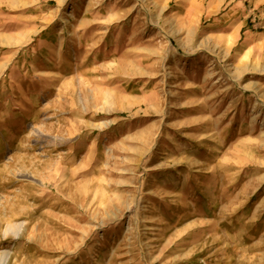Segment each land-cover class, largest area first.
<instances>
[{
  "label": "rangeland",
  "instance_id": "rangeland-1",
  "mask_svg": "<svg viewBox=\"0 0 264 264\" xmlns=\"http://www.w3.org/2000/svg\"><path fill=\"white\" fill-rule=\"evenodd\" d=\"M0 264H264V0H0Z\"/></svg>",
  "mask_w": 264,
  "mask_h": 264
},
{
  "label": "bare ground",
  "instance_id": "bare-ground-1",
  "mask_svg": "<svg viewBox=\"0 0 264 264\" xmlns=\"http://www.w3.org/2000/svg\"><path fill=\"white\" fill-rule=\"evenodd\" d=\"M178 21V17H176L174 20H172L173 23Z\"/></svg>",
  "mask_w": 264,
  "mask_h": 264
}]
</instances>
